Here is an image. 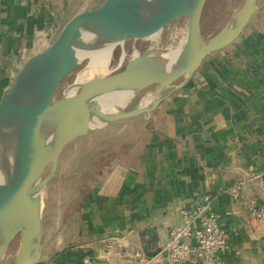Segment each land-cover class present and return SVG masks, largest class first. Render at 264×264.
<instances>
[{
    "label": "crops",
    "instance_id": "obj_1",
    "mask_svg": "<svg viewBox=\"0 0 264 264\" xmlns=\"http://www.w3.org/2000/svg\"><path fill=\"white\" fill-rule=\"evenodd\" d=\"M87 2L0 0V95L15 75L13 67ZM145 121L138 143L93 181L76 210L69 208L70 227L65 221V232L35 264H80L86 254L96 264H133L110 256L100 240L133 229L132 244L141 246L164 236L179 210L203 202L206 194L229 240L213 264H264V219L252 226L226 191L245 180L243 194L264 205V10L232 45L206 56L191 79L160 102L154 119ZM251 165L254 179H248ZM58 224L47 230L45 223V235Z\"/></svg>",
    "mask_w": 264,
    "mask_h": 264
},
{
    "label": "water",
    "instance_id": "obj_2",
    "mask_svg": "<svg viewBox=\"0 0 264 264\" xmlns=\"http://www.w3.org/2000/svg\"><path fill=\"white\" fill-rule=\"evenodd\" d=\"M258 1L243 0L219 29L205 35L206 0H88L13 67L15 75L0 95V264L14 241L11 264L40 262L60 233L68 214L50 235L44 226L46 194L65 146L119 120L141 114L148 115L146 123L153 120L160 102L183 87L206 56L236 41L264 9ZM180 20L181 45L163 63L157 58L165 48L153 46L119 70L67 80L82 63L112 55L126 41L149 39ZM148 89L145 102L125 107ZM114 105L119 108L112 110Z\"/></svg>",
    "mask_w": 264,
    "mask_h": 264
},
{
    "label": "rangeland",
    "instance_id": "obj_3",
    "mask_svg": "<svg viewBox=\"0 0 264 264\" xmlns=\"http://www.w3.org/2000/svg\"><path fill=\"white\" fill-rule=\"evenodd\" d=\"M98 1L100 2V0ZM242 1L243 0H206L201 19L203 33L206 35L212 30L219 29L229 18L231 13L238 9ZM263 2L264 0H259L258 4H262ZM72 11L74 10H71L69 14H66L63 19L64 22L69 18ZM183 32L184 21H177L163 29V31L159 32L157 35L141 41L139 44H135L130 50L125 51L124 55H122V49H124L123 47L120 46L116 48L112 53L110 61L104 69L99 67L97 68V71L91 72L87 69L88 62L82 63L69 74L67 80H72L76 77H82L83 75L93 73L119 70L124 66L128 59L138 53H141L147 46L150 45H154L159 48L177 49L181 45ZM151 92L152 90L148 89L146 92L136 95L126 104L125 107L132 108L145 102ZM113 107H111L113 108L112 110H115L119 108V105H114ZM145 118V115L141 114L133 119L119 120L112 125L96 130L91 134L77 137L66 145L61 153V157L59 158V165L56 172L57 176L50 181V193L48 196L49 201L45 220L46 224H48L46 225L47 230L52 226V222L58 224L65 216V213L69 211V208H71V210H76L77 204L73 201L77 195L75 188H77L80 184L84 185L82 180L83 177L86 180H89L86 184L87 187H85V193L90 188L89 186L93 183V181L96 179L98 180V177L95 176V170L91 167L92 164L94 165L97 162V156H95L94 150L96 148H111L119 145L128 146L130 143L131 145H134V143L136 145L142 135V122L145 121ZM144 127H146V124ZM118 152L119 151L117 150L116 153ZM101 169V167H98L97 172L101 171ZM71 217L72 216H70L68 220ZM50 219H52V222ZM68 220L66 221L65 226L68 224ZM72 220L73 219H71V221ZM69 227L70 226L67 225L66 230ZM64 229H62L61 232H65ZM59 235L53 240L55 241L59 239ZM53 240L49 243L46 250L50 248ZM16 247L17 242L14 241L6 252V256L2 260V264L3 262L4 264L12 263Z\"/></svg>",
    "mask_w": 264,
    "mask_h": 264
},
{
    "label": "built area",
    "instance_id": "obj_4",
    "mask_svg": "<svg viewBox=\"0 0 264 264\" xmlns=\"http://www.w3.org/2000/svg\"><path fill=\"white\" fill-rule=\"evenodd\" d=\"M256 166H250L248 179L257 177ZM245 180H238L226 188L230 197L238 202L247 220L256 226L264 219V205L252 196L243 194ZM211 195L191 208H181L179 218L173 222L164 236L150 245L133 246L134 230L116 232L100 240L110 256H121L133 264H151L155 260L173 264H213L222 259L229 248L228 234L220 223L211 204ZM80 264H96L89 254L82 256Z\"/></svg>",
    "mask_w": 264,
    "mask_h": 264
},
{
    "label": "trees",
    "instance_id": "obj_5",
    "mask_svg": "<svg viewBox=\"0 0 264 264\" xmlns=\"http://www.w3.org/2000/svg\"><path fill=\"white\" fill-rule=\"evenodd\" d=\"M129 145L128 146L119 145V146H113L111 148H96L94 150V153L95 156H97L96 159L97 162L94 165L92 164L91 166L92 169L95 170V176L97 177L104 176V174L113 167L115 161L121 156V154L128 151ZM117 150L119 151L118 153H116ZM98 167L102 168L101 171L99 172H97ZM82 180L84 182V185L80 184L79 186H77V190H76L77 195L73 199L75 204L79 203L81 197L85 193V187H87L86 184L89 181L86 180L84 177ZM155 239H156L155 237H152L151 239H146L144 240V244L147 246L148 245L151 246L152 241Z\"/></svg>",
    "mask_w": 264,
    "mask_h": 264
},
{
    "label": "bare ground",
    "instance_id": "obj_6",
    "mask_svg": "<svg viewBox=\"0 0 264 264\" xmlns=\"http://www.w3.org/2000/svg\"><path fill=\"white\" fill-rule=\"evenodd\" d=\"M173 51H175V49H167V48L163 49L160 52V56L157 58V59H160V61H157V62L163 63L164 62L163 60H167L168 59L167 57H169ZM111 56H112L111 54H107V55L89 60L87 63V69H89L91 72L97 71V68L99 67L101 69H104L107 66L109 60L111 59ZM102 102H105V100H102ZM106 103L107 102L102 103V104L105 105ZM0 256H1V252H0Z\"/></svg>",
    "mask_w": 264,
    "mask_h": 264
},
{
    "label": "flooded vegetation",
    "instance_id": "obj_7",
    "mask_svg": "<svg viewBox=\"0 0 264 264\" xmlns=\"http://www.w3.org/2000/svg\"><path fill=\"white\" fill-rule=\"evenodd\" d=\"M141 41H144V40H139V41H135V42H132V41H126L124 43V50L125 51H128L132 48V46H134L135 44H139ZM159 44V43H158ZM154 45H150V46H147L145 49L149 48V47H153ZM142 94V93H141Z\"/></svg>",
    "mask_w": 264,
    "mask_h": 264
}]
</instances>
